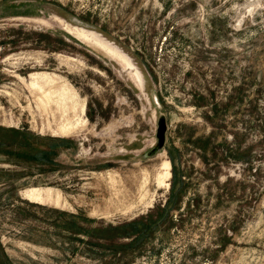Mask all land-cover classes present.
Masks as SVG:
<instances>
[{
    "label": "rangeland",
    "instance_id": "374dc122",
    "mask_svg": "<svg viewBox=\"0 0 264 264\" xmlns=\"http://www.w3.org/2000/svg\"><path fill=\"white\" fill-rule=\"evenodd\" d=\"M0 264H264V0H0Z\"/></svg>",
    "mask_w": 264,
    "mask_h": 264
},
{
    "label": "bare ground",
    "instance_id": "6f19581e",
    "mask_svg": "<svg viewBox=\"0 0 264 264\" xmlns=\"http://www.w3.org/2000/svg\"><path fill=\"white\" fill-rule=\"evenodd\" d=\"M53 81H54L53 78L48 73H35L31 75V81L29 82L28 87L30 89L36 90L39 93H41V96L37 98V101L41 104L43 109H45V107L47 106H50L49 104L53 102L56 105L57 109L60 110L61 116H64L67 112V106L63 104V94L60 93V96L62 97V98L60 97L61 100H54L53 99V95H55L54 92L48 91L47 93H44L43 91V85L52 83ZM73 108L74 107H71L72 110ZM49 110H50V107H49ZM81 111L82 112L84 111L83 107L81 108ZM80 122L82 123V121ZM78 124L79 123H76V122L74 123L70 121L69 119H65L64 123L59 124L57 130L54 131L53 135L66 136L72 131H74V129L76 128ZM169 166L170 165L168 161H164L162 163L161 167L164 172L162 174L160 173L161 175L158 177V183L160 185H165L164 181H166V179H169L170 177ZM21 195L24 199L30 202H33V203H43L46 201L50 202L53 199L52 191L50 188L49 189L48 188H45V189L44 188H35V189L31 188L23 192L21 191ZM56 201H57V198H56Z\"/></svg>",
    "mask_w": 264,
    "mask_h": 264
},
{
    "label": "trees",
    "instance_id": "16d2710c",
    "mask_svg": "<svg viewBox=\"0 0 264 264\" xmlns=\"http://www.w3.org/2000/svg\"><path fill=\"white\" fill-rule=\"evenodd\" d=\"M41 154H42V153H39V154L36 156V159H37V160H40V157H41L40 155H41ZM33 157H34V156H33ZM34 158H35V157H34ZM174 179H175V172L173 171V176H172V184H173V185L171 184V185H172V186H171V191H172L171 194H174V195H173V200H174V203H176V201H178V199H179V196H180V190H182V189H181V185H183V182H182L181 180L178 179L177 182H178V186H179V188H178V187H177V188L175 187L176 190H175V192L173 193V191H174V190H173V189H174L173 187H174V185H175V184H174V181H175ZM138 225H141L140 221H136V222L132 223V225H131L132 232H131V233H124L123 235H122V234H121V235H122V236L129 237V236H131L133 233H136V234H137V233H140V230L137 229V226H138ZM141 226H142V225H141ZM131 228H130V229H131ZM113 230H118V229L115 228V229H113ZM121 235L119 234V236H121Z\"/></svg>",
    "mask_w": 264,
    "mask_h": 264
},
{
    "label": "water",
    "instance_id": "95a60500",
    "mask_svg": "<svg viewBox=\"0 0 264 264\" xmlns=\"http://www.w3.org/2000/svg\"><path fill=\"white\" fill-rule=\"evenodd\" d=\"M155 131H156L157 147L152 151V153H155L156 151L160 150L164 145L166 126L162 118L158 120L157 130Z\"/></svg>",
    "mask_w": 264,
    "mask_h": 264
}]
</instances>
